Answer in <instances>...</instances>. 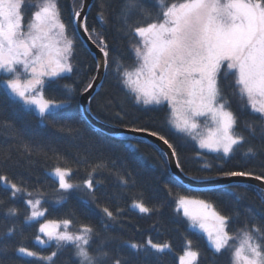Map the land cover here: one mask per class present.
<instances>
[{
	"label": "trees",
	"instance_id": "trees-1",
	"mask_svg": "<svg viewBox=\"0 0 264 264\" xmlns=\"http://www.w3.org/2000/svg\"><path fill=\"white\" fill-rule=\"evenodd\" d=\"M37 1L21 0L22 11L32 15ZM83 1L57 0L73 41L72 70L48 79L41 91L47 102L63 106L39 114L14 98L0 77V264H82L73 244L43 247L36 242L45 221L67 222L72 234L87 229L92 264H180L188 242L197 253V264H234L231 250L216 252L190 228L179 208L182 198L207 202L226 220L229 235L252 233L264 252L262 189L238 182L189 188L174 176L166 155L150 140L107 134L84 118L80 99L94 81L98 63L74 24ZM185 1L94 0L86 30L106 51L107 69L90 111L111 126L165 139L180 170L193 180H264V117L251 110L236 72L227 65L219 74L218 89L241 139L228 157L200 150L194 139L172 128L167 104L146 107L124 85L125 73L138 64V30L162 22L172 6ZM253 1L264 6V0ZM58 169L70 171L69 188L50 175ZM4 181L23 193L15 195ZM29 200L40 202L43 220L29 221ZM134 203L147 212L133 209ZM21 249L34 256L20 254Z\"/></svg>",
	"mask_w": 264,
	"mask_h": 264
},
{
	"label": "rangeland",
	"instance_id": "rangeland-1",
	"mask_svg": "<svg viewBox=\"0 0 264 264\" xmlns=\"http://www.w3.org/2000/svg\"><path fill=\"white\" fill-rule=\"evenodd\" d=\"M137 36L138 64L124 75L126 89L146 107L167 104L172 128L194 139L200 150L231 155L241 139L221 101L218 78L224 65L234 70L251 110L264 117V6L253 0H188L172 6L162 22L138 30ZM72 48L57 0L35 2L32 15L22 11L21 0H0V77L8 92L28 108L43 114L64 105L47 102L41 88L48 79L71 72ZM50 175L62 188L70 187L69 170ZM4 185L15 195L23 193L5 181ZM28 205L29 221L44 219L38 200ZM132 208L147 212L140 203ZM179 208L212 249L231 250L234 264H264L259 238L247 231L229 235L226 220L207 202L182 198ZM69 225L42 222L36 242L43 247L73 244L81 263L92 264L87 253L90 232L72 234ZM19 253L34 256L24 249ZM197 260L188 242L180 264Z\"/></svg>",
	"mask_w": 264,
	"mask_h": 264
},
{
	"label": "water",
	"instance_id": "water-1",
	"mask_svg": "<svg viewBox=\"0 0 264 264\" xmlns=\"http://www.w3.org/2000/svg\"><path fill=\"white\" fill-rule=\"evenodd\" d=\"M94 0H84L82 9L75 15L74 24L76 32L84 45L88 48L90 53L96 58L98 63V70L94 81L91 86L82 94L80 99V108L84 118L90 123V125L99 131L107 134H127L140 138L150 140L156 145L167 157L170 169L174 176L182 183L187 185L189 188H207L214 187L217 185L238 182L244 184H252L264 191V180L257 177L249 176H235L231 178H221L210 181H196L186 176L179 168L177 163L176 154L171 145L162 137L153 135L146 132H140L129 129H122L114 127L96 118L90 111V101L100 90V87L104 81L106 69H107V53L103 48H100L94 41L89 37L86 30V17L91 8Z\"/></svg>",
	"mask_w": 264,
	"mask_h": 264
}]
</instances>
